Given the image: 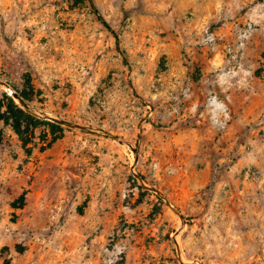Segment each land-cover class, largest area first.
<instances>
[{
    "label": "rangeland",
    "instance_id": "1",
    "mask_svg": "<svg viewBox=\"0 0 264 264\" xmlns=\"http://www.w3.org/2000/svg\"><path fill=\"white\" fill-rule=\"evenodd\" d=\"M186 1L93 0L113 34L89 0H0V81L39 114L89 130L40 125L24 145L0 122V159L17 161L20 177H39L51 199L32 221L9 212L25 197L2 183L0 264H85L59 206L70 202L59 198L89 179L112 181L123 206L96 264H264V6L228 0L226 17L208 22L179 16ZM207 31L212 47L203 45ZM227 175L249 192L237 200L240 215L211 208L224 201L215 188ZM160 213L162 255L144 237ZM226 230L243 231L244 241Z\"/></svg>",
    "mask_w": 264,
    "mask_h": 264
},
{
    "label": "crops",
    "instance_id": "2",
    "mask_svg": "<svg viewBox=\"0 0 264 264\" xmlns=\"http://www.w3.org/2000/svg\"><path fill=\"white\" fill-rule=\"evenodd\" d=\"M256 1L261 6H264V0L262 2H260V0ZM227 2L228 0H190L179 4L178 13L179 16L188 13L191 14L193 18L202 16L208 22L218 21L226 17ZM205 83L206 81L202 80L201 83H196L195 85L203 86ZM193 92H195L193 95L195 96V106H199L201 100L198 98L201 95L199 91L196 92V90H194ZM208 108L209 107H207L204 112L209 111ZM204 112H202V114ZM207 120L210 123V120ZM0 165L2 167L7 165L10 167V173L1 172L0 174V188H2L0 193L4 192L3 185L4 187L10 188L12 185H15L16 188L12 191L17 192L16 196L18 197L24 194L25 197L26 204L23 209L10 206L9 212H16L17 214L26 212L28 215L32 216L31 220L35 221L36 217L41 212H46L47 206H50L51 199L48 190L44 185L42 187L39 186V177H20L18 173H16L17 171L15 168L17 166V161L14 159L1 158ZM43 182L45 181L43 180ZM76 190H78V192L75 191L73 194L66 195L61 194L59 198L63 199L64 202L67 201L71 203V206L70 203L59 205L60 207L62 206L64 212L69 215L64 225L68 231H74L76 247L74 252L76 259L77 257L80 261L84 259L85 264H96L97 255L101 254V250L106 246L108 236L111 234V231L116 229L119 223V216H121L123 212L122 199L120 198V193L119 196H117L118 193L115 191L116 189L113 182L108 179L99 182H95V180L92 179L87 180V182L83 181L81 184H78ZM246 190V188H240V179H235L233 175H227L215 188V197L222 198L224 201L219 205L215 203L216 199H214V207L211 208L220 210L223 214L240 215L241 210L246 208L241 203L238 204L237 200H241L243 196L247 197L249 192ZM115 203L118 205L117 207L114 206ZM230 203H233V207L229 205ZM145 216L147 217V215ZM134 219H136V217L131 215V220ZM145 222L148 223L147 220H145ZM165 230L161 220V213L158 218L155 217L154 221L149 222L144 230V237L150 234L155 237V241H159L161 246L158 253L159 255L163 254L165 243L168 241L167 231ZM225 233V235H228V240L244 241V237L241 236L243 231H240V236L238 237L237 235L233 236L232 233L227 234V230ZM71 236L72 235H68L67 237L71 238ZM169 236H172V233ZM84 244H86V247ZM125 264H129V260H126Z\"/></svg>",
    "mask_w": 264,
    "mask_h": 264
},
{
    "label": "trees",
    "instance_id": "3",
    "mask_svg": "<svg viewBox=\"0 0 264 264\" xmlns=\"http://www.w3.org/2000/svg\"><path fill=\"white\" fill-rule=\"evenodd\" d=\"M92 9L94 10L95 15L97 16L98 20L107 28L110 32H113L109 23L103 18L99 9L94 5L93 0H89ZM117 41L119 42L118 37H116ZM124 60H127V55L125 52L120 51ZM127 64V61H126ZM21 97L24 101L29 102L30 99L25 96L23 93ZM2 102H0V122L3 123L4 128L10 127L12 128L13 132L18 136L19 140L26 145L27 139L25 135L30 131L31 128L35 129L40 125H46L54 130H60L61 126L55 123L40 121L39 119L35 118L34 116L30 115L26 110H24L21 106L16 104L14 99L8 96L6 93L2 94ZM4 138V130L3 128L0 129V145L3 142Z\"/></svg>",
    "mask_w": 264,
    "mask_h": 264
},
{
    "label": "water",
    "instance_id": "4",
    "mask_svg": "<svg viewBox=\"0 0 264 264\" xmlns=\"http://www.w3.org/2000/svg\"><path fill=\"white\" fill-rule=\"evenodd\" d=\"M0 86H2L3 88H5V90L9 93V96H11L15 101H17L23 108H25L30 114L41 117L45 120H48L50 122L56 123L58 125H61L63 127H67V128H71V129H78L81 131H89L88 128L78 125L76 123H71L68 121H64V120H60L57 119L55 117H52L50 115H47L45 113H41L39 114L38 112L35 111L34 108L30 107V105L23 100V98L21 97V95L16 91V89L9 83L6 82H2L0 81ZM141 181V180H140ZM160 198L164 199L166 201V203L175 211V213L180 217V219H183V216L181 215V213L172 206V204L159 192L154 191Z\"/></svg>",
    "mask_w": 264,
    "mask_h": 264
},
{
    "label": "built area",
    "instance_id": "5",
    "mask_svg": "<svg viewBox=\"0 0 264 264\" xmlns=\"http://www.w3.org/2000/svg\"><path fill=\"white\" fill-rule=\"evenodd\" d=\"M216 42V36L213 32L207 31L203 40V45L207 47H212ZM107 264H113V262L108 261Z\"/></svg>",
    "mask_w": 264,
    "mask_h": 264
}]
</instances>
